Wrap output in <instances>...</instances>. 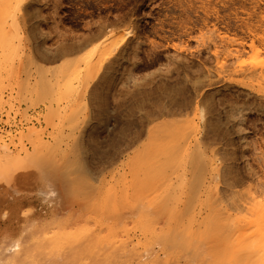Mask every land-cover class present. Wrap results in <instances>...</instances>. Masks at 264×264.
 I'll list each match as a JSON object with an SVG mask.
<instances>
[{"label": "rangeland", "instance_id": "374dc122", "mask_svg": "<svg viewBox=\"0 0 264 264\" xmlns=\"http://www.w3.org/2000/svg\"><path fill=\"white\" fill-rule=\"evenodd\" d=\"M24 1L21 10L22 13L24 11V16L26 14L23 33L28 38L23 43L24 50L16 63H20L22 69L28 68L27 72L25 69L19 70L22 71L20 73L24 82L29 79V84L27 82V86L22 88L19 86L20 91L25 88L26 95H22L25 91L19 92L17 86L13 90L10 87L12 91L9 87L5 88V97L7 102L10 101L3 104L0 113V130L14 152L24 155L23 148L19 151L22 142L29 151L32 149L29 140L31 136L24 135L29 134L31 127L43 130L44 139L50 141H53L52 135L60 130L64 132L65 139L71 141L65 144L67 141L64 139L62 146L66 145L67 150L76 151L75 155L71 152L68 154L74 161L77 153V163H83V168L78 164L81 171L85 172L82 174L88 176L93 184L99 183L97 186H102L105 181L113 186L114 183H127V179L131 180L132 174H135L134 160L137 154L146 151L158 129L164 130L163 122L168 124V121H174L177 128L181 123L189 121L181 122L186 117L191 119V124L197 126V131L196 140L187 139L185 146H194L199 140L207 157L211 159L212 166L217 165L216 171H208L204 177L203 199L209 194L210 188L225 193L226 181L234 184L235 188L254 182L253 172L264 166H261V163L264 164L261 162L264 159V94L257 89L260 88L258 82L249 83L256 90L253 86L252 89L247 82L251 81L240 71L232 74L230 79L229 71L225 72L229 73L228 76L219 69L217 71L221 74L214 72L216 61L206 57L207 49H213V42L211 37L207 40L208 37L204 36H210L207 33L209 31L213 35L223 33L234 38L235 44L241 41L246 44L254 38L255 45L264 56V37H260L263 33L261 28H264V0H181L182 5L180 0ZM192 5H195L196 11L193 8L191 10L194 12L187 8L193 7ZM182 6L186 7V11ZM200 7L206 9L204 13L209 11L208 15ZM205 15L207 23L204 24L202 19ZM222 17H226L225 21ZM261 18L262 25L258 21ZM224 23L233 30L224 28ZM182 27L185 29H181ZM212 28H217L219 32L213 33ZM139 31L141 32L138 34ZM222 56L225 64L236 60L226 53H222L220 57ZM240 58L246 67L250 65L253 56L249 46L244 49ZM25 60L28 61L25 63ZM244 65L241 69L246 68ZM40 78L59 80L60 85L69 79L72 82L75 94L71 96L65 93L60 101L58 99L51 103L53 107L59 105L57 109L62 114L61 119L50 112L51 101L47 96L45 98L47 94L39 93L44 97H39L36 91L37 96L31 94L33 84L40 82ZM28 86L30 89H26ZM248 92L252 93L248 95ZM9 93L12 94L11 97ZM63 107L67 109L66 117L63 116L66 113H62ZM61 121L64 122L63 127L58 129ZM71 136H74L77 146ZM21 137L23 141L20 140ZM244 142L248 145L245 143L244 146ZM29 171L28 168L21 169V174H24L20 177L24 180V184L20 182L22 186L0 188V238L2 232L9 231L12 227L13 231L22 229L23 224L26 227L24 219H28L29 212L49 217V221L65 218L67 224L71 221L70 217L77 215L80 209L77 203L68 204L66 196H62L65 193L59 182L56 181L60 185L48 178L42 185L39 175L33 174L32 169ZM148 188L145 185L143 194H149ZM130 195H133L132 188ZM16 198L20 200L18 204L15 203ZM125 210L127 215L122 224L123 220L114 217H105L95 222L93 218L86 217V209L85 219L81 217V212L79 217L76 216L79 221L83 218L81 223L77 221L78 227L81 229V226L86 227L87 224L88 229L127 230L122 232L123 238L130 244H137L139 239L143 240V235L139 227H136L135 211L131 208ZM66 215H70L67 216L70 220H66ZM76 219L71 223L77 225ZM26 232L28 233L27 230L24 231ZM14 248H17L16 245L9 252H13Z\"/></svg>", "mask_w": 264, "mask_h": 264}, {"label": "bare ground", "instance_id": "6f19581e", "mask_svg": "<svg viewBox=\"0 0 264 264\" xmlns=\"http://www.w3.org/2000/svg\"><path fill=\"white\" fill-rule=\"evenodd\" d=\"M24 2V0H0V113L3 104L10 101L7 102L4 89L12 87L11 89L13 90L15 86L17 88L21 86L22 88L29 81L27 79V82H24L25 79L20 73L22 72L21 70L25 69L24 65V69H22V66L20 67L19 65L20 63H16V59L21 57V52L24 50L23 43L28 38V35L23 33L25 31V29L23 30V25L25 24L26 14L24 16V11L22 13L21 10H23L24 6L22 4ZM182 4L183 2H181ZM192 6H188L187 8H191L190 11L192 8L194 10L195 5ZM196 7L198 8L197 5ZM182 9L186 11V7L182 6ZM201 9L203 13L206 11L205 8ZM207 13L204 14L208 15ZM216 17L219 18V16ZM202 18L199 17V19ZM190 19H192V16ZM222 19L224 18L222 17ZM202 20L204 24L205 22L207 23V16ZM188 21L186 20V22ZM258 21L261 22L262 18ZM109 24L111 23L109 22ZM262 24L263 22H261ZM105 25L107 24L105 23ZM225 25L224 23V28L226 27ZM252 25L258 26V24ZM235 28H237L236 24ZM216 29L213 30V33L219 32ZM228 29H226L227 32L233 30ZM261 29L263 33H261L260 37H264V28ZM209 32L207 33L210 36H204V38L208 37V40L211 37V41L213 42V46L211 47L213 49L209 50L210 47L206 46L208 53L211 51L209 55L208 53L206 54V57H209V60L213 58L216 61L217 66L212 65L216 68L214 72L218 69L219 71L221 70V73L224 71V74L226 71H229L231 75L228 79H230L232 74L240 71L245 75L244 77H247L251 81H247L248 85L249 83L253 84L252 82H258L260 86L258 84L257 86L260 88L257 89L264 94V56L263 52L255 45L254 38L246 44L242 41L235 44L234 38L227 37L222 32V34L216 33L215 35ZM91 37L94 38L95 36ZM202 43L204 46V39ZM247 46L250 47L253 58L250 61V65L246 67V64L244 63V65L243 61H240V57L244 54V49ZM222 53L232 55L236 60L233 58L235 61L225 64L223 56L220 57ZM27 56L25 59L28 58ZM21 60L22 65L23 60ZM176 60L178 61V59ZM26 61L28 60H25V63ZM186 63H189V61ZM194 63L198 62L195 61ZM242 65L246 68L241 69ZM27 70L28 68L25 69L26 72ZM221 73L219 72L218 74ZM229 73L227 72L225 75ZM217 76L214 77L216 78ZM209 78H211V75ZM26 89H30L29 86ZM32 89L33 91L30 90L31 94H35L34 91H36L37 95L39 93L43 95L47 94L45 98L47 96L51 101L49 106L50 112L60 119L62 114L57 109L59 105L58 107H53L51 105L52 101L57 102L58 99L60 101L65 93L71 96L75 94V88L72 86L70 79L60 85L59 80H45L42 78L40 82L33 84ZM22 90L25 91L22 95H26L24 87ZM22 90L20 91L19 88V92H22ZM9 94L11 97L12 94ZM250 94L248 92V95ZM43 95L39 94V97H44ZM65 110L67 109L64 108V112L62 113H66ZM67 119L69 118H65V120ZM187 120L190 121L191 119L185 117L181 122ZM189 121L186 124L181 123L182 125L180 124L181 126L177 128L174 121H170L174 123H171L172 125L169 121V125L166 121V124L163 122L164 130L160 131L158 129L155 135H153V139L146 148V151L143 154H137V158L134 160L135 174L131 176L133 179H125L129 184L123 181L122 183H114L113 186H110L109 182L108 186L105 181L106 188L105 182L102 185L103 182L101 181L102 183L100 184L102 186H97L99 183L93 184L88 180V176L82 174H85L84 171H81L83 163H77L76 157L78 154L76 153V157L74 156L75 150V152L72 149V151L67 150L65 144H68L69 140L65 139L64 132L62 133L59 130L57 134L52 135L53 141H50L49 139H44L43 130L41 132L39 129L30 126L31 128L28 130L29 134L24 135H27V137L31 136L29 140L32 144V149L29 151L27 147L25 148V145H22L24 143L22 142L19 151L23 148V155L21 152H14L10 148L9 143L6 141L7 138L4 137L3 132L0 130V188L5 186L9 188L22 186L20 182L24 184V180L20 179V177L24 174H21V169L28 168V171L32 169L33 174L39 175L42 185H44V182L48 178L59 182L61 184L60 188L63 190L62 192L65 193L62 196L65 195L67 198L64 196L63 199H66L67 202L69 201L70 203L68 202V204L76 205L75 203H77L79 205V208L82 210L76 211L77 215H74L75 218L72 216L74 221L76 216H80L79 212L83 214L81 217L83 216L85 219L86 214L84 215V211L88 209L85 212L87 213L86 217L93 218L95 222L101 221L105 217H114L117 220H123L122 224H124V218L127 215L125 209L131 208L135 211L136 227H139L143 235V240L139 239L137 244H130L122 236V232L127 230H116L114 228H97L98 230L89 228V230L87 224L86 227L84 226L85 228L81 226L80 229L77 222L79 221L77 220L79 216L76 219L77 225L71 223L73 219L70 215L76 212L65 216L66 220L67 216L71 219V221H68L71 224L67 223L68 225L64 221L65 218H55L49 221V217L29 212L28 219H24L27 222L26 227L23 224L22 229L18 231H13L12 227L9 231L2 232L4 239L1 236L0 264H264V164L261 163L262 169H256L253 172L254 182H250L242 188H235L234 184L226 181L227 191L225 190V193L210 188L209 194L203 199L202 192L205 191L204 177L208 171H216L217 165L212 166L211 159L207 157L199 140L194 146H191V144L189 145L190 147L185 146L187 139L190 141L196 140L197 126L193 125V123L191 124V121ZM61 123L58 129L63 127L64 122L61 121ZM54 124L56 125V123ZM165 125L169 128H166ZM71 137H73L72 140L75 139L74 136ZM64 139L67 142L64 144L65 146H62L61 143ZM20 140L23 141L22 137ZM74 141L73 143L77 146L76 140ZM73 143L72 145H74ZM245 143L248 145L247 142H244V146H246ZM74 148L76 149V147ZM70 152L74 154L75 162L72 160V156L68 154ZM263 160L260 161L264 162ZM78 164L82 165V168ZM32 177L35 176L32 175ZM145 185L149 186L147 190L149 192L148 195L143 194L145 192ZM131 188L133 189V195H130ZM18 200L15 201L16 204L20 202ZM83 218L80 219L83 220ZM70 219L68 218V220ZM71 226L73 228L75 226L76 228L73 229ZM25 230L28 233H24ZM14 245L17 248H14L13 252L11 251L10 253L9 249Z\"/></svg>", "mask_w": 264, "mask_h": 264}]
</instances>
